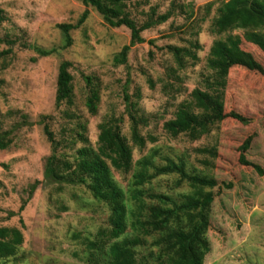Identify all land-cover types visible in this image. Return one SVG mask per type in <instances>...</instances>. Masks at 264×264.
Wrapping results in <instances>:
<instances>
[{
	"label": "rangeland",
	"instance_id": "374dc122",
	"mask_svg": "<svg viewBox=\"0 0 264 264\" xmlns=\"http://www.w3.org/2000/svg\"><path fill=\"white\" fill-rule=\"evenodd\" d=\"M226 1L132 0L129 10L139 24L151 8L157 13L170 9L173 14L165 23L143 31L145 42L131 47L127 63L121 64L115 62V56L130 42V29L109 25L95 7L82 0H0V38L4 40L0 52L12 49L0 58V124L2 130L11 129L13 136L11 145L0 149V226H16L24 234L17 256L3 264H90L86 242L109 225L110 210L84 185L63 184L59 190L60 184L45 179L52 145L44 124L56 140H62L77 139L78 125L86 123L88 142L78 140L72 145L70 141L61 147L74 159L82 146L97 148L99 124L111 116L122 117V133L133 149L130 171L111 166L126 195L138 159L154 150L158 164L166 158L183 159L188 171L218 181L207 233L211 249L204 264H264V174L239 161L240 146L251 135L246 157L264 170V73L236 66L228 76L225 111L248 117V123L227 117L197 140L186 134L174 137L164 128L182 102L193 100L195 88L205 89V78L212 73L208 66L211 46L227 35L213 30L218 8ZM86 9L87 19L70 31L72 44L65 47L59 24H76ZM233 33L241 36L243 49L264 67V52L245 39L244 30ZM194 43L200 44L193 48L198 58L185 57L180 68L167 46L192 48ZM42 50L50 54L42 55ZM64 60L72 63L74 103L57 106L58 73ZM91 86L100 94L95 115L86 106ZM126 95L136 103L137 114L149 119L141 133L157 139L149 140L143 148L131 138ZM23 115L28 116V123ZM41 116H46L43 122ZM209 149L217 154L212 155ZM178 179L176 173L161 175L144 189L179 198L192 188L186 181L178 186ZM36 181H40L38 187L20 211ZM151 240L148 237L147 243Z\"/></svg>",
	"mask_w": 264,
	"mask_h": 264
},
{
	"label": "trees",
	"instance_id": "16d2710c",
	"mask_svg": "<svg viewBox=\"0 0 264 264\" xmlns=\"http://www.w3.org/2000/svg\"><path fill=\"white\" fill-rule=\"evenodd\" d=\"M86 6H93L103 16L105 21L113 26H126L130 29L131 38L115 56V62L126 64L128 52L137 43L145 42L142 32L158 24L165 23L173 14L172 10L157 13L151 8V13L145 21L139 24L129 10L132 0H82ZM1 13V10H0ZM89 14L86 9L76 24L61 23L59 27L65 34V47L72 44L70 31L83 24ZM2 18L0 17V21ZM244 30L245 39L258 46L264 52V0H228L218 8V14L213 22V30L218 34L227 33L224 38L215 40L211 46L208 66L211 75L205 78V89L195 88L191 95L192 101L182 102L175 117L164 123L165 130L172 136L186 134L192 140H197L210 133L212 127L232 117L242 123L250 119L236 111H225V90L231 68L242 66L249 70L264 73L263 65L254 55L243 49L242 38L234 34V30ZM4 40L0 38V43ZM6 41V40H5ZM10 45L12 42L7 41ZM152 42V41H150ZM180 68L185 65V57L197 59L194 49L200 48L194 43L192 48L168 45ZM194 48V49H193ZM12 52L11 47L0 52L1 57H7ZM42 55L50 51L42 50ZM72 63L62 61L57 80L56 105L74 103L73 74L70 71ZM88 83L91 79L86 76ZM129 102L131 119V138L135 145L143 148L147 142H155L152 135H143L141 127L148 125L145 115H138L136 103ZM100 102L99 89L91 86L86 100V106L91 114L98 112ZM40 119L43 122L44 117ZM28 116L23 115L24 122ZM122 117L111 116L99 124L100 133L98 146H82L70 159L63 145L78 140L88 142L85 136L86 123L78 125L77 139L56 140L48 124L44 131L51 142L52 151L47 157L45 179L50 183H58L59 190L63 184L84 185L93 196L108 206L110 214L109 225L98 230L93 239L86 242L88 262L90 264H204L209 253L210 213L215 199L213 188L218 185L215 177H210L186 169L183 159L178 161L166 158V162H156L157 150L143 156L135 163L133 180L128 186V194L114 178L111 166L119 171L128 172L133 168V149L121 130ZM28 123V122H26ZM253 137L250 135L240 146L239 161L243 165L252 166L260 175L263 168L247 159ZM13 142L12 130H2L0 124V149L8 148ZM216 155L215 149L208 150ZM176 173L179 175L177 185L186 181L192 188L191 192L175 198L167 192L152 191L147 193L144 186L161 175ZM40 181L30 186L29 196L24 199L20 211L24 210L30 197ZM150 199L151 201H149ZM24 226L23 219H21ZM148 237L152 240L148 242ZM24 242L21 228L16 226H0V264L17 256ZM151 247L144 250L145 246Z\"/></svg>",
	"mask_w": 264,
	"mask_h": 264
}]
</instances>
